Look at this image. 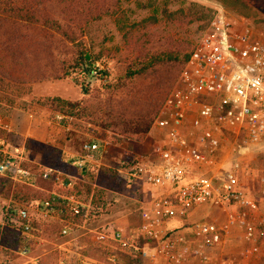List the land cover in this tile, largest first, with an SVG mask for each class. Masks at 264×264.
Returning <instances> with one entry per match:
<instances>
[{
	"label": "built area",
	"instance_id": "1",
	"mask_svg": "<svg viewBox=\"0 0 264 264\" xmlns=\"http://www.w3.org/2000/svg\"><path fill=\"white\" fill-rule=\"evenodd\" d=\"M86 70L90 78L104 77L102 61H94ZM54 120L67 121L66 130L72 122L71 117L61 114H55ZM152 126L163 135L160 146L134 155L133 174L119 173L126 187L136 179L150 189L149 205L141 208L140 224L134 234L135 239L152 245L153 252L138 249L140 258L147 254L153 259L172 260L175 240L170 223L186 219L200 205L221 211L226 226L240 225L247 250L257 254L264 244V210L253 216L256 205L243 180L249 163L241 155H263L256 182L259 202L264 203V40L245 23L233 26L225 9L216 4ZM109 145L108 139L98 140L91 135L81 149L85 155H93L103 153ZM71 165L84 167L81 159L72 160ZM196 166L217 172L194 174ZM51 175L56 183L70 187L69 180L64 182L69 177L52 168L35 171L14 159L0 161V176L28 186H33L38 177L47 179ZM78 205L73 195L52 193L42 201L19 207L8 218L28 240L32 238L35 217L55 220L65 235L71 226L69 216L77 212ZM188 228L205 250L220 245L225 229L206 220L193 222ZM107 238L115 249L134 248L132 240L119 230L111 231ZM18 254L26 259V264H38L29 256V249ZM109 259L114 262L113 256ZM200 259L210 261L203 252ZM79 264L91 263L81 260Z\"/></svg>",
	"mask_w": 264,
	"mask_h": 264
},
{
	"label": "trees",
	"instance_id": "2",
	"mask_svg": "<svg viewBox=\"0 0 264 264\" xmlns=\"http://www.w3.org/2000/svg\"><path fill=\"white\" fill-rule=\"evenodd\" d=\"M221 2L239 13L248 9L244 0ZM85 3L86 0L80 3L78 0H0V103L14 105L16 97L29 94L31 85L38 82L69 78L78 84L77 75L87 76L86 68L98 58L87 61L81 50L92 49V44L83 49V42H77L81 38L79 34L56 17L64 15L67 9L83 11ZM178 14L163 12L171 24L179 20ZM157 22L156 15L132 21L130 25L116 20L117 31L123 34L121 40L125 45L124 66L112 78L104 72V77L96 79L99 81L97 87H90L82 78L78 84L82 89L81 99L41 96L30 102L40 109L91 124L117 139L142 140L195 45L183 42L180 33H171L155 41L151 28ZM78 45L79 51L74 50L72 56L67 57L69 50L66 49ZM24 148L40 154L41 166L75 177V180L69 181L70 187L58 188L51 175L47 179L38 177L34 186L14 185L9 196L12 205L28 206L48 198L52 192L73 195L79 205L77 212L69 216L70 229L88 223L95 212H104L108 192L128 189L119 173L134 172L131 162L105 166L99 169L92 185L86 182L85 168L71 165L72 159L61 150L31 139L25 141ZM21 166L33 169L26 163ZM68 180L64 178L65 183ZM11 210L10 214H14ZM54 227L60 234L59 225ZM32 238L25 239L11 223H6L0 233L2 246L9 251L30 249ZM123 251L131 255L133 263L140 259L138 249L131 247Z\"/></svg>",
	"mask_w": 264,
	"mask_h": 264
},
{
	"label": "rangeland",
	"instance_id": "3",
	"mask_svg": "<svg viewBox=\"0 0 264 264\" xmlns=\"http://www.w3.org/2000/svg\"><path fill=\"white\" fill-rule=\"evenodd\" d=\"M78 1L80 3L83 0ZM86 1L87 3L84 4L83 11L67 9L64 15L56 16L55 14L54 17L56 16L58 20H61L62 24L69 27L72 32L79 34L78 36L81 38H78L77 42H83L81 43L83 49H87L89 43L90 45L92 44V49H88V51L81 50L85 52V57L87 55L89 57L88 60L85 59L89 61L90 59L98 58L94 61H102L104 70L109 74L110 78L114 77L115 73L124 66L125 45L121 40L123 34L119 33L116 28L117 19L118 22L120 21L124 25H130L132 21L135 22L148 16L156 15L158 18L157 25L151 28L152 37L155 41L171 33H180L183 35V42L194 44L206 29L214 6L219 4L228 13L233 26L245 23L255 36L264 40V0H244L248 9H244L243 13L230 10L221 0ZM149 5L151 7H148ZM55 9L57 10V7ZM164 11H167V13L179 12L181 14L177 16L179 20L171 24L164 18ZM66 50H69L67 57H70L74 50L79 51V45L78 47L72 46L71 49L69 46ZM76 77L78 84L83 78L90 87H97L99 85V81L96 80L97 78L82 77L80 74ZM78 84L69 78L38 82L31 85L29 94L16 97L14 99L15 104L8 107L21 108L24 111L38 113V109L40 108L30 101L41 96H56L67 100H79L82 97V89ZM0 105L7 106L4 103H0ZM89 125L88 132L90 133L91 131V135H97L100 139H105L102 136L104 135L110 141L111 146L108 152L109 158H106L108 160L106 166L109 167L114 162L115 164L119 162H132L134 155L131 153L133 145H130V142H136V139H117L115 136L101 132L91 124ZM97 131L101 134H98ZM149 132L151 133L146 140V149L143 153H149L154 145L160 146L164 140L163 135L153 126H151ZM121 140L123 142L129 141V143L120 144ZM6 144L5 141L0 142V161L4 158L19 161L15 154L9 153V150L1 152ZM241 157L249 163V166L244 171L243 180L256 205L253 216H257L264 210V203H260L258 199L259 185L256 182L263 167L262 157L256 153L251 154L248 152H244ZM192 172L194 174L208 173L209 175H213L217 172V169L196 166ZM245 172L249 173V175L247 176ZM252 179L253 182L250 181ZM19 184L22 185V183L14 181L9 177L0 176V233L5 224L10 223L8 215L11 213V209L15 213L19 208L12 205L13 203L9 197L14 185ZM124 194L125 192L121 189L110 192L107 195V202L114 206L117 204L115 197ZM212 208L215 209L214 207ZM215 211L217 212L216 218H210L207 221L210 220V222H214L217 225H220V222L224 221L226 225L223 213L219 210ZM98 222H100V219H98ZM34 224L35 232H33L29 256L37 259L38 264H79L81 260H88L91 264H135L130 260L131 256L129 254L118 248L115 249L112 241L108 240L107 237H110L113 229L109 231L106 229H67V233L62 235L61 232L59 234L55 229L54 226L57 223L51 218L43 219L35 217ZM2 245L0 241V264H26V259L19 256L18 250L9 251ZM263 246L264 244L260 248ZM261 253L260 249L256 255H259V258L264 261V253ZM110 256L114 257V262L110 261ZM261 260L259 262H262Z\"/></svg>",
	"mask_w": 264,
	"mask_h": 264
},
{
	"label": "crops",
	"instance_id": "4",
	"mask_svg": "<svg viewBox=\"0 0 264 264\" xmlns=\"http://www.w3.org/2000/svg\"><path fill=\"white\" fill-rule=\"evenodd\" d=\"M55 114L58 113H51L45 109H38V113H33L31 111H24L21 108H11L5 105H0V142L5 141V143H7L1 152L9 150V153H13L17 156L19 160L18 162L26 163V165L32 167L35 171L49 168L40 165V154L24 148V143L27 139L35 140L61 150L72 160L81 159L84 164L83 168H85L86 182L93 185L99 169L105 167L108 163L106 158H109L108 152L111 144L103 151V153L85 155V153L82 152L81 147L87 138L91 137V131L90 133L88 132L90 125L84 122L75 121L72 118V122L68 124L69 130H66L65 125H67V121H55ZM97 132L98 134L100 133L99 131ZM150 133L151 132L140 141L130 142V145H133V151H131L133 155L145 152V143ZM102 136L105 139L108 138L104 135ZM94 137L98 140H104L100 139L97 135ZM121 143L127 144L129 141L123 142V140H121L120 144ZM112 162L114 161L112 160ZM112 164L114 165L115 162ZM69 179V181L75 180V177L69 176ZM57 187L60 188L62 186L57 183ZM130 187H127L128 189L124 191V195H118L115 197L117 204L112 206V204L110 205L107 202L104 212H96L95 216L88 223L77 226L75 229L119 230L123 235L132 240L131 242L134 243V249H144V251L152 253L153 246L142 240L138 241L135 239L134 234L136 228L140 224L141 208L149 205L151 197L149 193L150 189L136 179L132 180ZM52 193H50V195ZM33 203H31V205ZM215 210L217 209H213L209 205H200L194 208L186 219L170 223L169 228L172 230V237L175 240L174 258L172 260L163 257L153 259L146 254L145 257L136 260L134 263L264 264V261L259 258V255L251 254L247 250L248 245L244 240L243 230L240 225L226 226L224 221L220 222L221 224L219 226L223 228L225 227L220 237V245L215 249L210 250H205L204 248L199 247L198 242L193 238L188 226L193 222L200 220L207 221V219L216 218L215 216L217 212ZM98 219H100V222H98ZM58 225L61 229V225ZM260 249L261 252L264 253V246L259 248V250ZM201 252L210 257L209 262H203L200 259ZM129 256L131 255L129 254ZM259 260L262 262H259Z\"/></svg>",
	"mask_w": 264,
	"mask_h": 264
},
{
	"label": "water",
	"instance_id": "5",
	"mask_svg": "<svg viewBox=\"0 0 264 264\" xmlns=\"http://www.w3.org/2000/svg\"><path fill=\"white\" fill-rule=\"evenodd\" d=\"M85 58L88 60L89 59L88 55Z\"/></svg>",
	"mask_w": 264,
	"mask_h": 264
}]
</instances>
